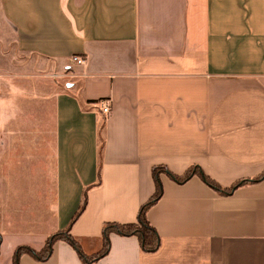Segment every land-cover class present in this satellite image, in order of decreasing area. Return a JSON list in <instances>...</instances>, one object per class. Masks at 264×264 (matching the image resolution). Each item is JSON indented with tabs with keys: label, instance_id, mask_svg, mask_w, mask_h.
<instances>
[{
	"label": "crops",
	"instance_id": "1",
	"mask_svg": "<svg viewBox=\"0 0 264 264\" xmlns=\"http://www.w3.org/2000/svg\"><path fill=\"white\" fill-rule=\"evenodd\" d=\"M63 69L95 108L80 132L64 120V104L81 114L53 79ZM154 167L246 183L223 194L161 173L146 213L157 250L112 234L90 264H264V177L252 182L264 173V0H0V264L65 229L84 189L69 234L97 253L105 223L136 222ZM19 264L84 263L58 241Z\"/></svg>",
	"mask_w": 264,
	"mask_h": 264
},
{
	"label": "trees",
	"instance_id": "2",
	"mask_svg": "<svg viewBox=\"0 0 264 264\" xmlns=\"http://www.w3.org/2000/svg\"><path fill=\"white\" fill-rule=\"evenodd\" d=\"M161 173H166L174 182L178 184H182L192 175H199L200 178L212 189L219 191L223 194H227L231 192L233 189L239 187L240 185L246 183L245 181H240L234 184L233 187L226 190H221L217 184H215L212 180L208 177L204 176L201 173H198L196 170L189 169L182 175H174L169 172H166L165 168L163 167H154L152 169V179L154 182V192L148 201L141 205L137 214L136 222L132 224H117V223H105L102 227L101 232V244L102 247L100 251L93 255H86L82 252L80 246L78 245L77 241L70 236L69 229L71 225L75 222V220L79 217L85 207L86 203V191L82 193V200L79 208L72 216L68 226L53 235L49 236L45 242L44 247L40 251H34L28 247H19L15 250L13 257H12V264H19V259L22 255H29L37 261H45L49 258L53 251V246L58 241H64L69 246H71L74 251L77 253L79 259L84 264H90L101 257H103L109 248L110 245V235H118L121 237H134L137 239L140 249L144 253H152L155 252L159 246V237L155 231V229L149 224L146 213L148 209L157 202L162 196V186L160 183L159 175ZM264 177V173L252 180V182L258 181ZM0 245H1V235H0Z\"/></svg>",
	"mask_w": 264,
	"mask_h": 264
},
{
	"label": "rangeland",
	"instance_id": "3",
	"mask_svg": "<svg viewBox=\"0 0 264 264\" xmlns=\"http://www.w3.org/2000/svg\"><path fill=\"white\" fill-rule=\"evenodd\" d=\"M5 38H7L9 42L11 41L8 36H6ZM70 73L71 72L69 71V69H63L61 76H60V74H59V76H53V79L60 80V83H58V85L61 88L60 91H62L65 96L66 95H72L77 100L78 106H79L78 110H79V113L81 114V115H79V117H77V120H76L74 114H72L74 111V108H71L69 105L64 104L63 110H64V120H66V123L69 125V132H71V131H73V132L79 131L80 132L81 130L86 129L87 126L90 125V124H88L89 121L87 119V115L92 114V110L95 108L92 105H90L89 103L82 101L79 96H74V92H78L80 90L81 84H80V80L76 79L75 76H72ZM72 92H73V94H72ZM77 127H78V129H77ZM97 137H98V145L97 146L99 149V145L101 143V136H100L99 131H97ZM98 167H99V157L97 155L96 161H95V168H98ZM98 171L99 170L97 169V175H98ZM82 191H85V189ZM80 204H81V202H80Z\"/></svg>",
	"mask_w": 264,
	"mask_h": 264
},
{
	"label": "built area",
	"instance_id": "4",
	"mask_svg": "<svg viewBox=\"0 0 264 264\" xmlns=\"http://www.w3.org/2000/svg\"><path fill=\"white\" fill-rule=\"evenodd\" d=\"M73 63L76 65H82L83 60L80 57H74ZM97 106H99V110L103 115H107L110 111V104L108 101H101L97 104Z\"/></svg>",
	"mask_w": 264,
	"mask_h": 264
}]
</instances>
